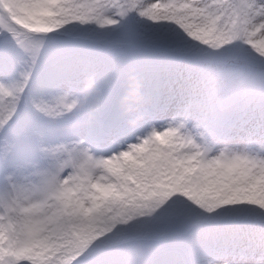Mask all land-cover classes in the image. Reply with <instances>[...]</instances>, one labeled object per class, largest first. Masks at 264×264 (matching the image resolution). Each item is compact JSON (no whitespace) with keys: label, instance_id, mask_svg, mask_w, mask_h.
<instances>
[{"label":"snow or ice","instance_id":"6c2138e0","mask_svg":"<svg viewBox=\"0 0 264 264\" xmlns=\"http://www.w3.org/2000/svg\"><path fill=\"white\" fill-rule=\"evenodd\" d=\"M0 264H264V0H0Z\"/></svg>","mask_w":264,"mask_h":264}]
</instances>
